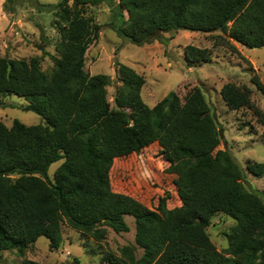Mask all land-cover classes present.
<instances>
[{
	"label": "trees",
	"instance_id": "1",
	"mask_svg": "<svg viewBox=\"0 0 264 264\" xmlns=\"http://www.w3.org/2000/svg\"><path fill=\"white\" fill-rule=\"evenodd\" d=\"M102 3L113 9L110 28L136 46L168 45L163 34L185 30L221 32L244 47L264 48V0H57L53 8L61 39L50 73L43 70L41 57L25 60L0 53V107L16 108L4 99L16 95L27 101L24 111L44 120L35 126L14 120L11 127L0 121V254L17 251L22 256L40 237L59 249L65 225L102 242L108 229L129 233L125 217L130 216L136 222L135 245L122 247L120 256L107 254L103 262L264 264V197L247 187L245 171L230 156L212 168L172 159L175 153L194 155L212 142L200 107L190 109L189 98L184 103L172 93L148 106L141 94L145 77L118 62L119 85L111 102V78L86 71L87 52L102 28L86 8ZM185 58L195 68L211 62L212 53L188 46ZM251 82L252 88L225 84L222 97L231 111L254 110L264 126V112L252 102L253 87L264 96V84L256 77ZM155 143L171 161L167 173L177 177L180 207H169L167 194L149 209L112 189L115 160ZM59 162L51 177V166ZM228 167L237 171V179ZM246 171L264 178V163H249ZM222 212L236 224L228 233V248L219 251L208 229Z\"/></svg>",
	"mask_w": 264,
	"mask_h": 264
},
{
	"label": "rangeland",
	"instance_id": "2",
	"mask_svg": "<svg viewBox=\"0 0 264 264\" xmlns=\"http://www.w3.org/2000/svg\"><path fill=\"white\" fill-rule=\"evenodd\" d=\"M56 4L57 0H0L1 56L25 60L41 57L43 70L50 73L59 57L56 47L61 39L55 25L53 6ZM86 15L102 28L99 38L87 52L85 69L90 75L102 74L111 78L112 83L108 87L110 101L113 102L119 85L117 62L145 77L146 84L141 94L148 106L154 107L171 93L184 103L189 98L187 107H200L199 113L203 112L202 118L207 123L206 127L211 129L213 140L206 149L194 155L173 154V161L212 168L227 162L230 156L245 171L247 187L264 197V178H257L246 171L249 163H264V126L254 110H229L221 93L227 83L252 88L253 77L264 84V48L244 47L221 32L193 33L185 30L163 34L168 45L154 41L136 46L110 28L113 9L106 3L88 6ZM231 45L238 49V53H232ZM188 46L208 49L212 53V61L189 68L185 58ZM253 89L252 102L256 109L264 112V96ZM4 99L6 106L16 107H0V121L8 127L14 120L27 126L44 123L41 116L23 110L27 105L24 98L13 95ZM162 152L160 145L155 143L140 154L115 160L110 173L113 191L133 197L149 209H155L159 198L169 194L168 206L180 207L175 185L177 177L167 173L171 161L165 159ZM61 163L51 166V177ZM228 169L230 176L237 179V171L232 167ZM125 220L131 229L129 233L118 234L108 229L102 242L65 225L63 244L59 249H52L50 241L40 237L22 256L17 251L1 253L0 264H19L23 260L39 264H110L103 262L107 254L120 256L122 247L135 245V219L126 216ZM235 224L236 221L223 212L212 219L208 234L219 251L228 248V233ZM137 252L141 257L143 252Z\"/></svg>",
	"mask_w": 264,
	"mask_h": 264
}]
</instances>
